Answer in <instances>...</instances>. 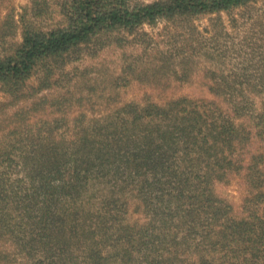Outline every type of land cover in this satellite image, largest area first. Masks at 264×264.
<instances>
[{
  "label": "trees",
  "instance_id": "obj_1",
  "mask_svg": "<svg viewBox=\"0 0 264 264\" xmlns=\"http://www.w3.org/2000/svg\"><path fill=\"white\" fill-rule=\"evenodd\" d=\"M251 1L29 0L0 58V264H264V124L241 128L236 85L114 104L92 97L99 76L61 71L109 31ZM51 5L62 23L37 27ZM232 177L238 211L216 190Z\"/></svg>",
  "mask_w": 264,
  "mask_h": 264
},
{
  "label": "rangeland",
  "instance_id": "obj_2",
  "mask_svg": "<svg viewBox=\"0 0 264 264\" xmlns=\"http://www.w3.org/2000/svg\"><path fill=\"white\" fill-rule=\"evenodd\" d=\"M30 7L29 0H0V58L12 55L22 43L20 15ZM51 8L34 21L37 27L46 30L62 23L57 9L53 5ZM101 43L84 44L63 62L61 70L76 67L75 74L99 76L106 88L93 83L105 93L104 97L93 95L97 101L164 102L181 95L211 98L209 88L226 83L240 89L237 100L245 104L237 119L241 128L264 124V0H253L230 10L143 22L130 30L109 31ZM77 54L80 57L73 59ZM165 63L168 67L164 70L160 65ZM183 65L187 68L185 77L171 73L170 68L178 70ZM136 69L145 71L148 77L132 78L130 74ZM236 75L237 81L231 82ZM28 82L37 84L38 80L34 75ZM109 95L111 100L106 99ZM4 100L5 94L0 90V102ZM102 110L100 105L92 112L102 114ZM216 190L233 204L235 211L239 210L244 193L240 178L219 182Z\"/></svg>",
  "mask_w": 264,
  "mask_h": 264
}]
</instances>
